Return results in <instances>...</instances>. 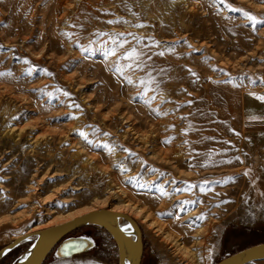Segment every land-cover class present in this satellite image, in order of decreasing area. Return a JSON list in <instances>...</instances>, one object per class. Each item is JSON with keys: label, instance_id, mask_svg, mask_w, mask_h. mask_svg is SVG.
<instances>
[{"label": "rangeland", "instance_id": "obj_1", "mask_svg": "<svg viewBox=\"0 0 264 264\" xmlns=\"http://www.w3.org/2000/svg\"><path fill=\"white\" fill-rule=\"evenodd\" d=\"M226 3L0 0V249L88 209L146 211L142 196L196 259L129 217L139 264H218L264 243V23L243 15L264 21V2ZM86 231L95 251L44 264H118L98 226L71 234Z\"/></svg>", "mask_w": 264, "mask_h": 264}, {"label": "water", "instance_id": "obj_2", "mask_svg": "<svg viewBox=\"0 0 264 264\" xmlns=\"http://www.w3.org/2000/svg\"><path fill=\"white\" fill-rule=\"evenodd\" d=\"M85 224L98 226L109 234L117 248L118 264H139L127 242L131 238L137 241L141 240L139 227L128 216L110 210H96L59 226L21 236L0 249V262L26 242L31 243V246L17 260L16 264H22L27 257H29L28 264H44L54 249L55 260L87 255L96 248L93 239L68 237L73 231ZM263 261L264 243L237 252L218 264H252Z\"/></svg>", "mask_w": 264, "mask_h": 264}, {"label": "bare ground", "instance_id": "obj_3", "mask_svg": "<svg viewBox=\"0 0 264 264\" xmlns=\"http://www.w3.org/2000/svg\"><path fill=\"white\" fill-rule=\"evenodd\" d=\"M151 97V95H150ZM158 104V103H157ZM155 104V106L157 105ZM154 106V107H155ZM116 195V194H114ZM139 201L142 203L143 206H147V210L145 211L144 209H132L131 207L129 208L126 206V210L129 212V217L133 218L135 221L138 222L139 225H141L145 230L149 231L153 235H157L156 239H160L161 237L163 238L165 235V232L168 231L170 235H166L164 239L165 245H173L172 247L175 248L176 256L179 257V259L185 260L186 262H193L194 259H196V255L191 252V250L188 248L189 247V242L187 239L183 238H178L175 237L174 234H185V230H182L181 228L175 227L172 223H157L155 221V216H154V211L156 210V207H159L160 209H163L165 207L164 204H161L156 198H150V197H140ZM96 211L95 209H88L86 211H82L81 213L77 215H73L71 218H67L65 222H69L70 220H73L75 218L84 216L90 212ZM111 212H117L121 213V210L117 208H111ZM46 214L49 215L51 214L50 210L46 211ZM59 224L56 221L50 222L47 226H52V225H57ZM88 224L82 225V226H87ZM89 226V225H88ZM42 228H36L29 233H32L34 231H40ZM44 230V229H43ZM27 233V234H29ZM16 240V239H15ZM128 246L137 260V262L140 259V256L142 254V242L133 240L132 238L129 239L128 241ZM156 253L162 257V259H166V256H163V246L162 245H157L156 248ZM29 262V257H27L22 264H28ZM159 264V263H157Z\"/></svg>", "mask_w": 264, "mask_h": 264}, {"label": "snow or ice", "instance_id": "obj_4", "mask_svg": "<svg viewBox=\"0 0 264 264\" xmlns=\"http://www.w3.org/2000/svg\"><path fill=\"white\" fill-rule=\"evenodd\" d=\"M218 2L221 3V4H225L226 7L231 8V5H228V4L226 3V0H218ZM262 2H264V0H262ZM233 10H240V9H233ZM243 15L245 16V18H246L248 21H250V22L252 23V25H253L254 27H255L258 23H264V21H262V20H258L257 17H256L255 15H253L252 13H250V12L244 11V12H243ZM109 23H112V21H109ZM120 46L122 47L123 45L121 44ZM113 51H114V50H113ZM138 55H139V54L136 52V50L133 49L130 53H128V54L124 57V59H132V60H135V59H138ZM160 55H163V53H160ZM24 63H30V62L27 61V60H25ZM128 67L131 68V67H133V65H132V64H129ZM135 67H136V68H141L142 65H141V64H135ZM0 75H11V73H0ZM49 75H50V73H49ZM129 82H131V81H129ZM65 95H67V93H65ZM260 99H261V100H264V97H261ZM81 135L83 136L84 134L81 133ZM106 147H108V146H106ZM109 151H111V149H109ZM126 151H127V150H126ZM244 175L247 176V175H249V173H248V172H245ZM190 187H192V186H189L188 188H186V189H184V190H189ZM162 194H164V193H162Z\"/></svg>", "mask_w": 264, "mask_h": 264}, {"label": "flooded vegetation", "instance_id": "obj_5", "mask_svg": "<svg viewBox=\"0 0 264 264\" xmlns=\"http://www.w3.org/2000/svg\"><path fill=\"white\" fill-rule=\"evenodd\" d=\"M68 237H84V238H87V237H89V238H91V239H93L94 241H95V243H96V248H95V250L98 248V240L94 237V235L91 233V231H86V232H83V233H81V234H78L77 236H75V235H69ZM94 250V251H95ZM15 251V250H14ZM13 251V252H14ZM54 252H55V249L53 250V251H51V253L48 255V257L46 258V260L50 257V258H52V259H54L55 260V258H54ZM93 252V251H92ZM92 252H90V253H92ZM12 253V252H11ZM90 253H88V254H90ZM6 258V257H5ZM4 258V259H5ZM45 263V262H44Z\"/></svg>", "mask_w": 264, "mask_h": 264}, {"label": "trees", "instance_id": "obj_6", "mask_svg": "<svg viewBox=\"0 0 264 264\" xmlns=\"http://www.w3.org/2000/svg\"><path fill=\"white\" fill-rule=\"evenodd\" d=\"M12 253H13V252H12ZM9 255H11V253H10ZM9 255H8V256H9Z\"/></svg>", "mask_w": 264, "mask_h": 264}]
</instances>
